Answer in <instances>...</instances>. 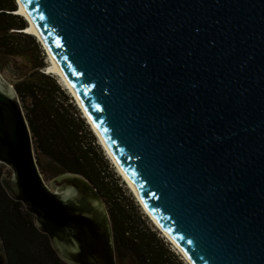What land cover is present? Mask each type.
<instances>
[{"label": "water", "instance_id": "water-1", "mask_svg": "<svg viewBox=\"0 0 264 264\" xmlns=\"http://www.w3.org/2000/svg\"><path fill=\"white\" fill-rule=\"evenodd\" d=\"M19 1L186 259L264 264V0ZM0 164L2 185L62 259L116 264L101 196L75 173H60L57 188L45 180L1 74Z\"/></svg>", "mask_w": 264, "mask_h": 264}, {"label": "trees", "instance_id": "trees-1", "mask_svg": "<svg viewBox=\"0 0 264 264\" xmlns=\"http://www.w3.org/2000/svg\"><path fill=\"white\" fill-rule=\"evenodd\" d=\"M16 1V0H15ZM14 0H0V47L8 54L36 49L34 36L25 30L26 20ZM40 60L14 86L27 119L37 163L42 158L56 173L71 172L85 178L101 196L109 214L113 251L119 262L135 264H186L170 244L146 224V219L121 187L88 122L72 96L57 78L43 71ZM0 164V238L8 264H70L52 247L50 237L39 230L23 202L12 198L1 183L5 171ZM180 255V254H179Z\"/></svg>", "mask_w": 264, "mask_h": 264}, {"label": "rangeland", "instance_id": "rangeland-1", "mask_svg": "<svg viewBox=\"0 0 264 264\" xmlns=\"http://www.w3.org/2000/svg\"><path fill=\"white\" fill-rule=\"evenodd\" d=\"M14 2L16 4L17 0L16 1L14 0ZM17 5H18V2H17ZM17 5H16V8H17ZM18 9H19V5H18ZM14 13H16V12H14ZM17 13H18V10H17ZM33 36H34L35 42H37L36 49L27 50V51H24L23 53H19V54L18 53L8 54L5 52V50H3L0 47V74L9 84H11L13 86L17 81L24 78L30 72V70L33 67V64L35 62H38L40 60L45 64V66L42 68L43 71L50 73V72H48V67L50 66V60H49V55H47L48 54L47 50L44 49L45 47L42 46V44L39 42V40L36 38V36L35 35H33ZM50 74L54 75L57 78V81L61 84L62 88H65L66 92H68V94L70 96H72V94L69 92V89H67V87L61 81V79L59 77H57V75L54 73H50ZM72 98H73L74 103L78 107L79 111L81 112V115L83 117H86V115L83 113L82 109H80L76 99H74L73 96H72ZM85 121L88 122V120L86 118H85ZM88 127H89V129L92 130L96 142H98L100 144L102 151L105 154V158H107V160L109 162V167L111 168L112 172H114V174H115V178H117L119 184L126 191L127 195L132 197L134 203H136L138 205V208L140 209V211L142 212L143 216L146 219V224H148V225L152 226L154 229H156V231L158 232V235L160 237H162L164 241H167V243L170 244V248L173 250H176L175 252H177V255L183 259L182 255H179L180 254L179 251H177V249L173 246V244L171 242H169V240H167V238L163 235V233L155 226L153 221L150 219L149 215H147V213L143 209V206L138 202L137 197L132 192V190L129 188L128 184L125 182L123 177L119 174L118 169L115 167V165L113 164V162L111 161V159L107 155L105 148L101 144L100 139L94 133L91 125L88 124ZM33 148H34V145H33ZM34 154H35V158L37 160L38 158H37V153L35 152V148H34ZM41 160H42V164H43V169L40 168L42 176L51 185V187L57 188V186H55L52 183V180L54 178H56L60 174V172L56 173L55 167L53 165H51V163L47 159L42 158ZM182 262L188 264L184 259ZM118 263H120V264H135L132 260H126L125 263L118 261L117 264Z\"/></svg>", "mask_w": 264, "mask_h": 264}, {"label": "bare ground", "instance_id": "bare-ground-1", "mask_svg": "<svg viewBox=\"0 0 264 264\" xmlns=\"http://www.w3.org/2000/svg\"><path fill=\"white\" fill-rule=\"evenodd\" d=\"M18 5H19V9L18 13L19 15H21L23 18H25L26 22L28 23V27H27V31L30 34H33L36 36V38L39 40V42L42 44L43 47H45L44 49L47 50V55H49V60H50V66L48 67V72L50 73H54L57 75V77H59L61 79V81L63 82V84L67 87V89H69V92L75 97L77 103L79 104V106L82 108L83 113L86 115L85 118H87L88 120V124L91 125L94 133L97 135V137L100 139L101 144L103 145V147L105 148L107 155L109 156V158L111 159V161L113 162V164L115 165V167L118 169L119 174L123 177V179L125 180V182L128 184L129 188L132 190V192L135 194V196L137 197L138 202L143 206V209L145 210V212L147 213V215H149L150 219L153 221V223L155 224V226L163 233V235L167 238V240H169V242H171L173 244V246L177 249V251H179L180 255H182L183 259L188 263L191 264L186 257L184 256L183 252L181 251V249L177 246V244L174 242V240L164 231V229L159 225V223L154 219V217L149 213V211L145 208V206L143 205V203L140 201V199L138 198L136 192L134 191L129 179L126 177V175L122 172L119 164L113 159V157L111 156L110 152L108 151L107 147L105 146L103 140L101 139L97 128L95 127V125L93 124L91 118L87 115V113L85 112V110L83 109L82 105L80 104L79 100L77 99V97L75 96V94L72 92V90L70 89L68 83L65 80V77L62 73V71L60 70V68L57 66V64L55 63L54 59L52 58L49 50L47 49L43 39L41 38V36L39 35V33L37 32L36 28L34 27L32 20L30 19V17L28 16V14L26 13V11L24 10L21 2L19 0H17ZM49 73V74H50Z\"/></svg>", "mask_w": 264, "mask_h": 264}, {"label": "flooded vegetation", "instance_id": "flooded-vegetation-1", "mask_svg": "<svg viewBox=\"0 0 264 264\" xmlns=\"http://www.w3.org/2000/svg\"><path fill=\"white\" fill-rule=\"evenodd\" d=\"M117 262H118V260L116 259V257H115V263L117 264ZM71 264V263H70ZM118 264H120V263H118Z\"/></svg>", "mask_w": 264, "mask_h": 264}, {"label": "built area", "instance_id": "built-area-1", "mask_svg": "<svg viewBox=\"0 0 264 264\" xmlns=\"http://www.w3.org/2000/svg\"><path fill=\"white\" fill-rule=\"evenodd\" d=\"M176 251V250H175Z\"/></svg>", "mask_w": 264, "mask_h": 264}]
</instances>
